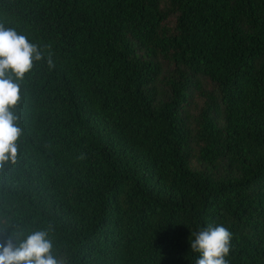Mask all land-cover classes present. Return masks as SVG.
Wrapping results in <instances>:
<instances>
[{
	"label": "trees",
	"instance_id": "1",
	"mask_svg": "<svg viewBox=\"0 0 264 264\" xmlns=\"http://www.w3.org/2000/svg\"><path fill=\"white\" fill-rule=\"evenodd\" d=\"M0 23L44 57L0 218L51 226L65 264H196L209 225L264 264V0H0Z\"/></svg>",
	"mask_w": 264,
	"mask_h": 264
},
{
	"label": "clouds",
	"instance_id": "2",
	"mask_svg": "<svg viewBox=\"0 0 264 264\" xmlns=\"http://www.w3.org/2000/svg\"><path fill=\"white\" fill-rule=\"evenodd\" d=\"M44 59L37 47L14 28L0 23V169L15 164L19 154V142L23 129L16 109L21 102V83L30 73L34 61ZM49 68L54 64L47 59ZM48 230L33 231L24 236L17 225L7 218H0V235L11 232L0 241V264H65L53 255V243ZM191 250L200 254L196 264H228L232 233L224 226L213 227L192 233Z\"/></svg>",
	"mask_w": 264,
	"mask_h": 264
}]
</instances>
